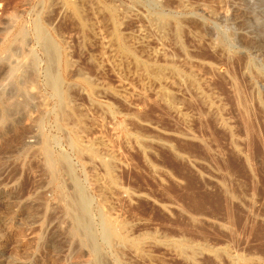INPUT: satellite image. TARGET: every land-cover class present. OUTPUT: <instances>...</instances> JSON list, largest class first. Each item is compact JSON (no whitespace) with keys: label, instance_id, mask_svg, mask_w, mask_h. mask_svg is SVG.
<instances>
[{"label":"rangeland","instance_id":"1","mask_svg":"<svg viewBox=\"0 0 264 264\" xmlns=\"http://www.w3.org/2000/svg\"><path fill=\"white\" fill-rule=\"evenodd\" d=\"M73 1L80 16L0 0V264H264V0ZM74 178L98 259L74 232ZM103 217L123 241L104 242Z\"/></svg>","mask_w":264,"mask_h":264},{"label":"bare ground","instance_id":"2","mask_svg":"<svg viewBox=\"0 0 264 264\" xmlns=\"http://www.w3.org/2000/svg\"><path fill=\"white\" fill-rule=\"evenodd\" d=\"M84 1V0H83ZM125 1V0H124ZM175 1H177V0H175ZM95 2V1H94ZM110 2V1H109ZM108 2V3H109ZM116 2H117V0H116ZM118 2H119V0H118ZM117 2V3H118ZM121 2V1H120ZM126 2V1H125ZM140 2V0H130V3H128V5L127 6H125L126 8H125V11H127V9L129 10V9H132V6H134L135 4H137V3H139ZM179 2V4L181 5V7L183 6V7H185V8H187L188 10L190 9L191 11H204V8H205V5H203L202 3H197V4H195V5H193V6H191V4H189L190 2L189 1H186L185 2V0L183 1V0H179L178 1ZM187 2H189V3H187ZM87 3V2H86ZM111 3H112V1H111ZM84 4V3H83ZM119 5V4H118ZM117 5V6H118ZM123 5V4H122ZM176 5H178V4H176ZM64 6L65 7H71V10L73 11V13L75 14V15H79V13H81V12H79V10H81V9H79L78 7H77V5H76V2H74L73 0H66V3H64ZM89 6V5H88ZM87 6V7H88ZM93 6V5H92ZM117 6H116V4H114V3H112V4H110V9L113 11V12H115L116 10H117ZM63 8V7H62ZM62 8H60V10L62 9ZM90 8H92V7H90ZM101 8V7H100ZM119 8V7H118ZM124 8V7H123ZM178 8V7H177ZM183 9V8H182ZM135 10H137V9H135ZM134 10V11H135ZM185 10V9H184ZM189 10V11H190ZM222 10V9H221ZM220 10V12H219V14H218V16H219V18H226L227 17V14H226V11H221ZM183 11V10H182ZM69 12V10L67 11V13ZM135 12H137V11H135ZM139 12V11H138ZM137 12V13H138ZM129 13V12H128ZM217 13V12H216ZM216 13H214V14H216ZM123 14V13H122ZM191 14V13H190ZM94 15V14H93ZM108 15V14H107ZM136 15V14H135ZM135 15H131V16H135ZM138 15H139V13H138ZM80 16V15H79ZM116 16V15H115ZM117 16H118V14H117ZM140 16H142L141 14H140ZM214 16V15H213ZM122 17V16H121ZM138 17V16H137ZM156 17V16H155ZM229 17V16H228ZM94 18H95V16H94ZM116 18V17H115ZM141 18V17H140ZM144 18V17H143ZM150 18V17H149ZM158 18V17H157ZM59 19V18H58ZM73 19V18H72ZM103 19V21H104V18H102ZM122 19V18H121ZM128 19V18H127ZM123 20V19H122ZM58 21V20H57ZM147 21V20H146ZM149 22H150V24H151V27L152 28H154V29H156V30H162L163 28H164V26H165V22H166V20L165 19H163V18H158V19H149ZM147 24H148V22H147ZM36 28H37V33H38V37H40L41 38V40L43 41V44L44 45H42V46H44L45 47V49H46V51H47V53H48V55H49V62H50V65H52L53 63H54V56H55V54H54V50L52 51V48H51V46H53L52 44H54V43H52L51 44V42L49 41V40H47L46 38H45V31H44V29L42 28V26L41 25H39L38 23H36ZM98 25V24H97ZM206 26V25H205ZM149 29H150V26H149ZM96 30V29H95ZM145 31V30H144ZM147 31H149V30H147ZM153 30H151V32H152ZM159 32H162V31H159ZM153 33V32H152ZM101 34V33H100ZM153 35V34H152ZM23 37V36H22ZM110 35H109V38L108 37H106L107 39H110ZM127 37H128V35H127ZM151 37L152 36H150V32H141V34H140V40H141V42H139V43H135L134 45H139L140 43H142V44H149V42H151ZM105 37H103L102 39H103V41H105V43H106V39ZM106 39V40H105ZM159 39V38H158ZM128 40V39H127ZM135 40V39H134ZM152 40H153V38H152ZM156 41H154V42H156L157 43V39H155ZM20 41V40H19ZM135 41H137V40H135ZM134 41V42H135ZM107 42H108V40H107ZM123 41H122V39H120V38H118V43L119 44H124V43H122ZM131 42H133V39H132V41ZM100 43V42H99ZM105 43H103L104 45H105ZM152 43V42H151ZM150 43V44H151ZM107 44V43H106ZM113 44V43H112ZM158 44V43H157ZM156 44V45H157ZM108 45V44H107ZM106 45V46H107ZM3 46V45H2ZM102 46V45H101ZM112 46V45H111ZM125 46V45H124ZM128 46V45H127ZM127 46H125L124 47V50H125V48L127 47ZM159 46H160V44H159ZM165 46V45H164ZM113 47V46H112ZM111 47V48H112ZM115 47V46H114ZM6 48V47H5ZM104 48H105V46H104ZM110 48V47H109ZM139 48V47H138ZM162 48V49H161ZM156 47V49H157V51L155 52V53H159V54H162L163 56H165V57H170V56H168V53H166L165 52V50H164V47H163V45H162V47ZM55 49V48H54ZM140 50L142 49V48H139ZM111 50V49H110ZM135 50V49H134ZM133 50V51H134ZM138 50V49H137ZM146 50H148V49H146ZM151 50H153L152 48H151ZM151 50L149 51L148 50V52H150L151 53ZM106 51V50H105ZM129 51V50H128ZM139 51V50H138ZM154 51V50H153ZM152 51V52H153ZM18 52V51H17ZM57 52H58V50H57ZM154 53V52H153ZM139 55V54H138ZM154 56H155V54H153ZM152 54H151V57H154ZM132 56V55H131ZM161 56V55H160ZM159 56V57H160ZM104 57V56H103ZM147 57H148V55H147ZM150 58V57H149ZM148 58V60H151V59H149ZM70 59V58H69ZM170 59V58H169ZM168 59V60H169ZM174 59V58H173ZM27 60V59H26ZM140 60V59H139ZM147 60V59H146ZM153 60V59H152ZM167 60V61H168ZM107 61V60H106ZM141 61V60H140ZM169 62H170V60H169ZM168 62V63H169ZM185 62V61H184ZM108 63V62H107ZM171 63H173V62H171ZM181 63V62H180ZM55 64V63H54ZM179 64V63H178ZM18 65V64H17ZM29 65V64H28ZM108 65V64H107ZM114 65V64H113ZM111 66V65H110ZM185 66H186V64H185ZM147 67H148V65H147ZM178 67V66H177ZM141 68V67H140ZM179 68V67H178ZM54 69V68H53ZM12 70H14L13 68H12ZM55 70V69H54ZM80 70V69H79ZM78 70V71H79ZM116 70V69H115ZM174 72V71H173ZM14 74L16 73V72H13ZM73 73H75V72H73ZM115 73V72H114ZM162 73V72H161ZM165 73V72H164ZM155 74V73H154ZM175 74V73H174ZM178 74H179V72H178ZM116 75V74H115ZM164 75V74H163ZM11 76H12V74H11ZM33 76H34V74H33ZM117 76V75H116ZM115 76V77H116ZM158 76V75H157ZM169 76H170V74H169ZM118 77V76H117ZM166 77V76H165ZM119 78V77H118ZM179 78V77H178ZM48 79H49V83H50V85H51V87H52V89H53V92H54V94L59 98V100H60V104H61V109L62 108H64V106H65V98H64V93H63V90H62V83H61V80H60V78L58 77V75L56 74V73H54V71H52L51 70V68H50V71H49V73H48ZM120 80H122V79H120ZM118 81V80H117ZM125 81V80H124ZM168 81H170V80H168ZM182 81V80H181ZM35 82V81H34ZM97 82V81H96ZM99 82V81H98ZM163 82V81H162ZM165 82V81H164ZM127 82H122V81H119V84H120V94H119V96H122V94H125L126 95V93L127 92H129V91H131L130 90V84L128 85V84H126ZM171 83V82H170ZM169 83V84H170ZM99 84V83H98ZM101 85V84H100ZM173 84H171V86H172ZM35 86V85H34ZM104 86V85H103ZM108 87V86H107ZM167 87V86H166ZM179 87V86H178ZM193 87V86H192ZM24 89V88H23ZM118 89H119V87H118ZM133 89H134V87H133ZM199 89V88H198ZM134 90H136V89H134ZM26 91V90H25ZM136 91H138V90H136ZM184 91V90H183ZM33 92V91H32ZM107 93V92H106ZM118 93V92H117ZM138 93V95H139V92H137ZM114 94H115V91H114ZM142 94H143V92H142ZM194 94V93H193ZM108 95V94H107ZM123 97V96H122ZM124 97H126V96H124ZM128 97V96H127ZM124 99V98H123ZM124 100H126V99H124ZM34 101V100H33ZM121 102V101H120ZM15 103V102H14ZM15 109V108H14ZM41 109V108H40ZM64 110V109H63ZM36 112V111H35ZM8 114V113H7ZM10 117V116H9ZM11 118V117H10ZM187 135H189V134H187ZM88 144V143H87ZM74 145H76V143L74 142ZM90 147V146H89ZM91 148V147H90ZM93 150V149H92ZM43 154H44V156H45V160H46V164H47V167L49 168V170L51 171V172H54V170H55V165L52 163V161H51V153H50V150H49V148H48V143H45V145H44V148H43ZM38 160V159H37ZM90 161V160H89ZM92 162V161H91ZM58 163L60 164V165H63V166H65L66 168H67V170H68V173L70 174V165H69V162H68V159L66 158V157H61V158H59V161H58ZM94 164V163H93ZM112 165V164H111ZM64 169V168H63ZM65 171H66V169H65ZM105 181V180H104ZM72 182H74V193H75V198L73 199V201H72V204H71V206L69 207V209H70V212H71V214H72V218H73V220H74V222H75V235H77V236H79L80 238H81V240L91 249V252L93 253V255H94V257L96 258V259H98V258H100V256H101V250H100V248H99V246L97 245V243H96V238H97V233H96V231H95V229H94V226H93V222H92V219H91V200H90V198L85 194V191L81 188V186L78 184V182L75 180V178L72 180ZM72 196V195H71ZM105 201V200H104ZM108 211H110V210H108ZM102 212V211H101ZM104 215V214H103ZM98 219V218H97ZM110 219V218H109ZM119 221V220H118ZM121 221V220H120ZM113 223V222H112ZM111 224V223H110ZM109 223H108V221H106V219L103 217L102 218V226H101V228H102V237H103V239H104V242L105 243H107V244H109L110 246L111 245H113L115 242H117V239L119 238L120 240H122L123 241V239H122V237H117V232H116V230H115V228L114 227H112L111 225H110ZM117 231H120V230H118L117 229ZM122 231V230H121ZM122 235V234H121ZM126 241V240H125ZM68 243V242H67ZM126 243V242H125ZM103 245V244H102ZM115 245V244H114ZM119 245V244H118ZM119 246H121V245H119ZM108 247V246H107ZM192 252H194V251H192ZM77 258V257H76ZM135 260V259H134ZM99 261V260H98ZM98 264H102V263H98Z\"/></svg>","mask_w":264,"mask_h":264}]
</instances>
